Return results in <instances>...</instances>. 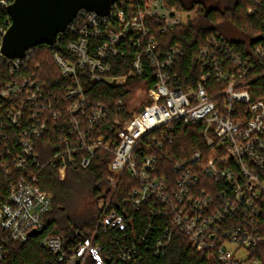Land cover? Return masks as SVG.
Here are the masks:
<instances>
[{
	"label": "built area",
	"instance_id": "built-area-1",
	"mask_svg": "<svg viewBox=\"0 0 264 264\" xmlns=\"http://www.w3.org/2000/svg\"><path fill=\"white\" fill-rule=\"evenodd\" d=\"M15 1L0 4L8 12ZM251 1L249 13L255 14L262 0ZM186 13L168 0H118L108 16L78 13L51 46L73 37L67 45L70 59L56 52L53 58L75 85L66 90L74 100L67 108L66 150L44 165L36 141L51 128L61 129L62 114L37 75L36 48L22 58L6 57L2 46L11 17L0 25V166L12 180L0 205V264L8 258L12 242L26 243L33 230L46 227L53 197L41 188L36 169L52 165L63 180L71 164L80 162L88 168L97 150L112 155L107 178L111 191L100 201L91 239L73 248L63 235L42 239V247L60 263L137 261L142 258L140 245L150 239L157 219L162 234L155 240L156 256L180 234L197 252H209L221 264H264V97L253 101L247 88L254 81L248 77L255 64L264 59V44L246 49L244 57L224 36L209 37L196 55L201 75L194 86H185L178 72L183 47L163 50L148 22L159 21L154 25L158 34L167 35L191 22ZM125 43L135 50L131 72L111 76L109 60ZM144 59L152 68L154 86L132 105L117 101L114 108L120 115H133L114 118L112 136L99 135L112 111L105 103L87 102L78 70L86 68L91 81L109 84L126 77L127 83L131 74L143 75ZM179 124L200 129L201 149L190 155L181 150L176 156ZM78 152L84 153L80 161ZM127 209L149 213L142 234H137L133 218L124 214ZM99 234L110 236V242L100 243Z\"/></svg>",
	"mask_w": 264,
	"mask_h": 264
},
{
	"label": "trees",
	"instance_id": "trees-1",
	"mask_svg": "<svg viewBox=\"0 0 264 264\" xmlns=\"http://www.w3.org/2000/svg\"><path fill=\"white\" fill-rule=\"evenodd\" d=\"M171 5H176L180 10H191L199 7V17L197 20L187 25H182L167 35H159L157 26L159 21L150 20L149 27L151 34L156 36L163 50H167L172 45H180L184 49V56L179 65V74L183 79L185 86H194L201 75V67L196 61L198 49L205 44L206 40L216 34L224 36L235 48L246 57V49L253 48L256 45L264 44V0L261 6L257 7L255 14L249 13L253 6L251 0H235L232 7L221 9H208L205 2L196 0H168ZM9 18L8 12L0 4V25H4ZM230 25L237 29L241 35L248 37L249 42L243 40H233L225 35L226 26ZM73 41V37H64L57 43L56 48L50 46H39L35 50V63H39L37 75L41 80L43 87L53 94L55 108L62 114L58 129H52L40 140L36 141V152L40 161L44 164L55 159V155L60 151H65L63 139L67 136L68 118L67 108L74 100L67 97L66 90L69 86L75 85V80L71 76H64L61 69L56 64L53 54L56 52L66 59H70L67 51V45ZM99 43L92 42L96 47ZM120 53L112 57L109 62L112 65L110 75L119 77L129 75L132 69V62L135 57V50L129 43L121 47ZM145 71L143 75L129 77L126 85L119 88H112L104 82H95L90 80L86 68L78 70L77 79L79 85L84 89V95L87 102L91 105L96 103H105L112 111V116L108 124L99 130V135L112 136L114 118L124 119L133 113L123 112L114 108L117 101L123 100L127 104L133 98L138 89L147 90L154 86L155 80L152 76V68L148 61L144 59ZM254 80L247 86L251 93L252 100H258L264 97V59L255 64L254 70L248 77ZM113 128V129H112ZM108 130L110 132L108 133ZM200 129L194 126L179 124L177 130V149L176 156L181 150H185L188 155L202 148ZM83 152L76 153L80 161ZM112 155L97 150L93 160L88 168H82L80 162L71 164L67 168L66 177L61 180L57 168L52 165L37 168L39 174L40 186L48 191L52 197V208L45 219L46 227L41 235L30 238L26 243L12 242L8 248V258L4 264H65L58 261V256L47 251L41 245L42 239L47 236L63 235L68 248L91 239L96 227L97 218L89 214L76 215L72 212L76 199L82 198L98 207L100 201L110 194V187L107 184V178L110 176L109 165ZM56 163L57 161L54 160ZM17 173H14L16 175ZM12 180L5 176L0 166V205L3 204L10 192ZM126 217L133 218L134 227L137 234H142L145 224L148 221L149 213L147 211L126 210ZM155 229L150 239L145 244L140 245L142 258L126 264H221L211 253L197 252L180 234H175L172 243L165 251L156 256L154 253L155 240L162 234L158 226L160 220L154 219ZM129 228L128 234L132 239ZM97 240L107 245L111 237L99 234ZM255 252V250H254ZM123 264V263H121Z\"/></svg>",
	"mask_w": 264,
	"mask_h": 264
},
{
	"label": "water",
	"instance_id": "water-1",
	"mask_svg": "<svg viewBox=\"0 0 264 264\" xmlns=\"http://www.w3.org/2000/svg\"><path fill=\"white\" fill-rule=\"evenodd\" d=\"M118 0H16L8 9L12 25L3 40L2 52L10 58H22L26 52L39 46H53L57 36L64 33L82 10L108 16ZM133 77V74L130 75ZM127 78L108 85L119 88ZM143 108L139 109L142 112ZM33 230L31 238L41 235Z\"/></svg>",
	"mask_w": 264,
	"mask_h": 264
},
{
	"label": "rangeland",
	"instance_id": "rangeland-1",
	"mask_svg": "<svg viewBox=\"0 0 264 264\" xmlns=\"http://www.w3.org/2000/svg\"><path fill=\"white\" fill-rule=\"evenodd\" d=\"M196 1L205 2L206 0H196ZM234 1L235 0H224L222 8L224 9L227 7H232L234 5ZM199 7L200 6H196L194 9L187 10L186 15L191 16V22L197 20V18L199 17ZM225 35L233 40H243V42L246 43L249 42L248 37L241 35L237 29L230 27L229 23L226 26ZM143 92L144 90H142L141 88L135 91V94L132 96L133 98L131 99L129 104L132 105L136 103L138 99L143 95ZM73 206L74 207L72 209V212L76 215H81L85 213V214H89L90 216L98 218L100 213L99 205L97 207L96 204L90 203V200L87 201L86 199L84 200L82 198H78L76 199L75 204ZM244 255H246V253H244Z\"/></svg>",
	"mask_w": 264,
	"mask_h": 264
},
{
	"label": "flooded vegetation",
	"instance_id": "flooded-vegetation-1",
	"mask_svg": "<svg viewBox=\"0 0 264 264\" xmlns=\"http://www.w3.org/2000/svg\"><path fill=\"white\" fill-rule=\"evenodd\" d=\"M205 6L208 9H221L224 3V0H206Z\"/></svg>",
	"mask_w": 264,
	"mask_h": 264
}]
</instances>
